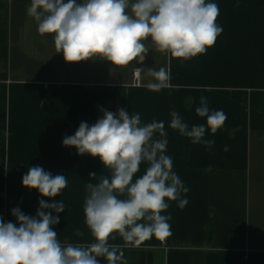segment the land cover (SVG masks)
<instances>
[{"label":"crops","instance_id":"obj_1","mask_svg":"<svg viewBox=\"0 0 264 264\" xmlns=\"http://www.w3.org/2000/svg\"><path fill=\"white\" fill-rule=\"evenodd\" d=\"M31 0H0V217L16 222L19 207L35 216L39 201L65 203L58 240L87 246L94 242L85 224L83 202L88 183L110 176L99 157L78 155L63 146L80 122L90 125L103 113L123 107L141 121H164L166 154L189 189V203L170 202L172 235L139 246L117 233L110 243L123 247L127 264H264V0H210L219 6L223 28L215 44L188 61L149 51L143 63L128 66L92 59L68 63L56 53L51 35L40 36L26 14ZM238 4V6H237ZM151 42V37L148 38ZM165 67L170 87H146L151 77L136 69ZM227 119L211 147L192 144L168 127L171 111L189 126L206 122L195 109L200 97ZM65 175L67 187L56 197H42L22 185L29 167ZM142 163L133 182L145 171ZM89 173H96L90 178ZM123 198V197H121ZM53 215H57L55 212ZM101 264H107L103 258Z\"/></svg>","mask_w":264,"mask_h":264},{"label":"clouds","instance_id":"obj_2","mask_svg":"<svg viewBox=\"0 0 264 264\" xmlns=\"http://www.w3.org/2000/svg\"><path fill=\"white\" fill-rule=\"evenodd\" d=\"M26 14L40 36H52L56 53L68 63L99 58L128 66L134 60L143 63L150 50L183 63L204 54L223 31L216 23L219 6L210 0H31ZM136 70L152 78L146 85L149 91L170 87L165 67ZM100 111L103 115L95 123L80 122L74 135L62 141L63 146L75 147L78 155L99 157L111 173L86 185L83 210L94 242L62 244L52 226L60 222L65 203L41 199L35 216L16 207L11 210L15 223L0 217V264H101L100 258L107 264H127L123 247L110 243L114 233L137 246L152 237L163 241L172 235L171 214L162 213L173 201L184 209L189 189L166 154L165 122L144 123L138 112L123 107ZM195 113L206 122L189 126L171 111L168 127L192 144L211 147L215 141L205 139L206 132L215 134L227 115L210 110L206 96L200 97ZM142 163L145 171L133 182ZM67 182L65 175L53 176L41 166L29 167L22 177L24 187L47 198L60 194Z\"/></svg>","mask_w":264,"mask_h":264},{"label":"built area","instance_id":"obj_3","mask_svg":"<svg viewBox=\"0 0 264 264\" xmlns=\"http://www.w3.org/2000/svg\"><path fill=\"white\" fill-rule=\"evenodd\" d=\"M133 78L136 81V83L139 85L140 84V72H137V70H135L133 72ZM164 241V240H163Z\"/></svg>","mask_w":264,"mask_h":264}]
</instances>
